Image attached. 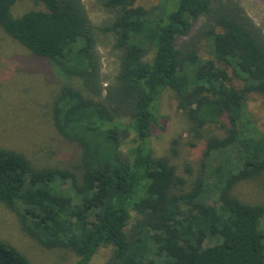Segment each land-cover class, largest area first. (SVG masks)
Returning <instances> with one entry per match:
<instances>
[{
	"label": "trees",
	"instance_id": "16d2710c",
	"mask_svg": "<svg viewBox=\"0 0 264 264\" xmlns=\"http://www.w3.org/2000/svg\"><path fill=\"white\" fill-rule=\"evenodd\" d=\"M17 1L26 0H0V27L64 77L51 115L81 150L66 168L39 167L0 147V203L23 231L47 249L73 251L75 264H90L108 246L107 264H264V205L233 194L264 177V131L248 109L253 94L264 108V31L241 3L160 0L147 9L104 0L117 15L98 28L82 0H29L43 9L15 16ZM204 17L199 32L179 42ZM97 31L114 34L122 52L106 87ZM166 91L189 134L205 140L192 181L152 148ZM132 211L140 218L130 227ZM0 264L32 263L0 238Z\"/></svg>",
	"mask_w": 264,
	"mask_h": 264
},
{
	"label": "rangeland",
	"instance_id": "374dc122",
	"mask_svg": "<svg viewBox=\"0 0 264 264\" xmlns=\"http://www.w3.org/2000/svg\"><path fill=\"white\" fill-rule=\"evenodd\" d=\"M92 24L98 28L113 23L117 11L104 6V0H82ZM246 13L264 31V0H238ZM160 0H138L137 6L147 9L156 7ZM43 9L32 1H17L13 14ZM205 17L195 23L188 37L189 41L201 29ZM97 51L101 60L103 87L118 75L121 51L115 48V35L97 31ZM201 53L206 43L201 42ZM64 77L56 67L43 58L34 56L28 49L13 40L0 27V147L25 154L36 166L72 167L81 155L80 148L65 140L57 131L52 118V103L59 93ZM238 87L241 80H233ZM248 109L258 127L264 131V108L258 95L249 96ZM161 118L150 138L156 156H168L177 173L192 181L197 175L205 140H195L188 132L189 122L178 109L176 96L166 91L160 103ZM177 139L178 144L173 145ZM194 143V145H193ZM173 147L176 156H171ZM126 148V147H125ZM191 169V173L187 171ZM233 194L251 204L264 205V177L237 184ZM130 227L140 216L132 211ZM0 238L14 245L24 253L32 264H75L78 256L65 248L47 249L22 229L19 217L0 203ZM112 247L98 250L90 264H107Z\"/></svg>",
	"mask_w": 264,
	"mask_h": 264
}]
</instances>
